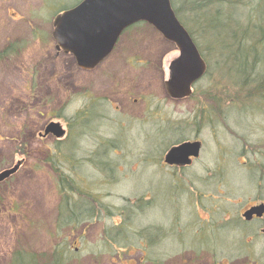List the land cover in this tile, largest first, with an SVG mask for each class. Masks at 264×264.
Returning a JSON list of instances; mask_svg holds the SVG:
<instances>
[{
  "label": "rangeland",
  "instance_id": "1",
  "mask_svg": "<svg viewBox=\"0 0 264 264\" xmlns=\"http://www.w3.org/2000/svg\"><path fill=\"white\" fill-rule=\"evenodd\" d=\"M82 1L0 0V173L19 163L0 183V264L17 251L34 264H205L212 256L264 264V239L248 241L253 227L217 228L253 202L239 163L247 158L241 142L264 147V39L256 40L260 61L250 77L258 84L241 88L245 65L229 30L241 35L255 6L261 23L263 0H198L216 3L203 24L190 9L196 0H173L207 66L178 101L164 87L178 52L145 23L126 30L91 70L56 49L54 18ZM245 95L255 98L244 112L233 104ZM216 103L224 137L215 133ZM202 111L199 161L184 172L159 167L170 147L199 140ZM51 122L63 138L40 136ZM217 142L228 170L220 187L208 179Z\"/></svg>",
  "mask_w": 264,
  "mask_h": 264
},
{
  "label": "water",
  "instance_id": "2",
  "mask_svg": "<svg viewBox=\"0 0 264 264\" xmlns=\"http://www.w3.org/2000/svg\"><path fill=\"white\" fill-rule=\"evenodd\" d=\"M145 23L165 41L173 44L178 57L168 67L166 94L172 99L187 98L192 86L206 72V65L188 32L172 10L170 0H83L76 7L57 15L52 23L56 49L70 54L82 70L97 67L112 52L121 34L129 27ZM65 131L59 123L51 122L42 137L61 139ZM198 152L196 143H181L165 155L167 165H183ZM19 163L0 173V183L14 175ZM263 208L248 211L260 215Z\"/></svg>",
  "mask_w": 264,
  "mask_h": 264
},
{
  "label": "flooded vegetation",
  "instance_id": "3",
  "mask_svg": "<svg viewBox=\"0 0 264 264\" xmlns=\"http://www.w3.org/2000/svg\"><path fill=\"white\" fill-rule=\"evenodd\" d=\"M189 97H187V99ZM243 97L246 98V99L245 100L236 99V101L234 102L233 105H234V107L236 106V108H238L240 111L243 110L245 112V111H247L244 108L245 104L247 105L249 103V105H250L255 97L254 96H249V95H245ZM169 98L171 100H177V101L185 99V98L172 99L171 97H169ZM262 102L264 103V100ZM204 113H205L204 111L199 113L201 118L198 119L199 120L198 124L196 123V125H195V129H196L195 131L197 133V138H199V140H192V141H187L186 140V141L181 142V143H185V142H187V143H196L198 145L197 155L195 157H189L187 164H183V165H167L164 162L165 155H166L165 154L164 157H163V160L161 162L162 165H159V167H161L162 169H164L166 167V168L171 169V170H174V169L182 170L184 172L185 169H192L193 164L195 162L199 161V158L201 157V153H202V143L200 142L201 138L199 136H201L202 131L204 130L203 129L204 125L202 124L203 120L205 119ZM211 113L213 115L214 123L216 125L215 126V128H216L215 133H216L217 130H219L220 134H218V135L219 136H223V133L224 134L227 133L226 132L227 128H226V126L223 123L221 105H219V103H216V105L214 106V110ZM231 128L234 131L233 132L231 131L229 133L232 134L233 136H235V129H238V128L236 126L229 125L228 129H231ZM217 133H216V135H217ZM237 139H240V140L244 141L243 138H239L238 137ZM181 143L173 145L172 147L177 146V145H179ZM241 144L243 146V148L241 149V157L242 156H243V158L247 157L245 161L246 162L248 161V165L246 164V162H244V163L241 162V163H239V166H243V167H247L248 168V169H245V168L242 167L249 174L247 182H251L250 187H249V192L252 195L251 197L253 199V202H251L244 209L240 210V212L237 213V217L234 220H232L231 218H226L224 220L225 224L221 225V226H219L217 228H219V230L222 229L223 227H228L230 229H233L235 224H236V226L238 228L237 224H239V222L243 226H247L249 228L253 227L252 230H250L253 239H249L248 240L249 243H251V242L258 241L259 239H264V211L260 215L251 214L248 218L244 217V215L248 211H251V210L257 209V208H263L264 209V186H263V184H264V161L263 162L260 161V160H264V147L260 148L259 145H253V144H251L250 146H247V142L246 141L241 142ZM215 146H217V150L216 151L219 154L218 155L219 158H218L217 161H215V169H214L213 175L212 176L210 175L208 177V179H211V178L214 179L216 184H218V187H220V185H222V183H223V179L225 181V179L227 177L228 170H227V168H225L226 160H223L222 157H221L222 156V152H221V148L218 145V142L215 143ZM172 147H170L167 150V152ZM247 149H248V151H247ZM247 154H249V156H247ZM248 157H251L253 159V161H251L252 159L248 160ZM235 162H238L237 159L235 160ZM234 167H236V165H234ZM234 167L229 169V172L232 169L235 170L236 168H234ZM189 172H190V170H189ZM226 195H227V198H236V197L231 196V193L229 194L230 196H228L227 193H226ZM207 258H209V256H207ZM231 258H233V257H229V260L227 262H224L222 259L217 261V260H215V256H212V257H210V261L211 262L206 261L205 264H224V263L225 264H234V263L239 262L236 259L232 260ZM240 262H243V263H246V264H257L256 261L251 259L249 256H246L244 258V260L240 261Z\"/></svg>",
  "mask_w": 264,
  "mask_h": 264
},
{
  "label": "trees",
  "instance_id": "4",
  "mask_svg": "<svg viewBox=\"0 0 264 264\" xmlns=\"http://www.w3.org/2000/svg\"><path fill=\"white\" fill-rule=\"evenodd\" d=\"M170 1L172 3L171 6L173 7V5H174L173 0H170ZM216 1L219 3H222L220 0H216ZM233 1L236 2L234 4V6H237L236 4L238 2H241L242 0H224V2L222 4H224L225 6H231V5H233L232 4ZM263 2H264V0H263ZM215 4H216L215 2H210V1L207 2L206 1V2L202 3L198 0H196V2L194 1V3H192L190 5V7H191L190 9L192 12H196V13L201 11L202 15L199 16L198 19L203 24L204 19L202 16L207 15V14H212L211 10L214 8ZM244 5L246 6L247 4H244ZM257 8H258V6H255V10L252 12L253 15L250 16L249 18L247 17L248 22H245V24L247 23L246 26L241 27V30H242L241 35H239L238 29L229 30L231 33V36H232L233 46L236 48V54H237L238 58L241 57V59L244 61V62H241V64L245 65L244 70H242L244 72V75L242 76L243 82L239 83V86L241 88L243 86L247 87V86L252 85V84H255V87H256V84H258V83H256V80H250V77L255 72L254 67L257 66V59L260 61V59L258 58V56L256 54L257 51L255 49L259 45V43L256 40L258 37H262L261 39H264V19L261 23L259 21H257V19H256L257 17L255 15V11L257 10ZM174 13H175L177 19L179 20V22L182 24V26H185L182 19H180L179 12H177V10H174ZM220 16L217 13H215L214 15H210V17H212V19L215 18L214 22H216V19L219 20ZM224 20H226V19H224ZM224 23H226V22H224ZM227 23H228V21H227ZM226 25H224V27H226ZM239 36H240V38L244 37V39L245 38H246V40L248 39V41H250V43H251V46H249V48H248V47H245L243 44L239 43V41H240L238 39ZM251 54H254V56L255 57L257 56V57L249 60V57L251 56ZM235 62L236 61H234V63ZM10 264H34V260L31 256H29V254H27L25 252L17 251V252L12 254Z\"/></svg>",
  "mask_w": 264,
  "mask_h": 264
}]
</instances>
